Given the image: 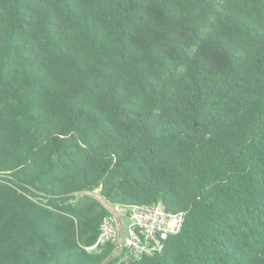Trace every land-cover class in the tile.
Returning <instances> with one entry per match:
<instances>
[{
  "label": "trees",
  "instance_id": "1",
  "mask_svg": "<svg viewBox=\"0 0 264 264\" xmlns=\"http://www.w3.org/2000/svg\"><path fill=\"white\" fill-rule=\"evenodd\" d=\"M99 187L185 213L122 264H264V0H0V264H116Z\"/></svg>",
  "mask_w": 264,
  "mask_h": 264
},
{
  "label": "built area",
  "instance_id": "2",
  "mask_svg": "<svg viewBox=\"0 0 264 264\" xmlns=\"http://www.w3.org/2000/svg\"><path fill=\"white\" fill-rule=\"evenodd\" d=\"M101 187L90 194L106 206L109 213L102 221L97 241L85 249L101 253L108 244L113 246L116 264L130 263L143 256L160 254L168 239L181 232L185 213H174L163 201L142 205L111 203L101 194Z\"/></svg>",
  "mask_w": 264,
  "mask_h": 264
}]
</instances>
